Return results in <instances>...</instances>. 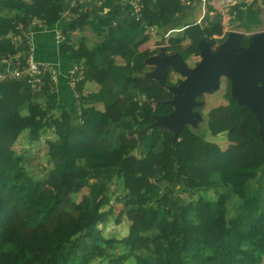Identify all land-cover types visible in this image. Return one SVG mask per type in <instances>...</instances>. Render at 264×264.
Listing matches in <instances>:
<instances>
[{
    "label": "trees",
    "instance_id": "1",
    "mask_svg": "<svg viewBox=\"0 0 264 264\" xmlns=\"http://www.w3.org/2000/svg\"><path fill=\"white\" fill-rule=\"evenodd\" d=\"M101 1H4V7L13 9L15 16L1 18L0 24L16 35L28 33L33 18L52 26L64 13L71 14L69 29L76 34L62 45V52L74 60L90 57L100 71L102 86L86 96L84 81H77L80 106L93 107L89 121L80 125L81 130L72 131L69 109L50 114L54 106L45 108L35 102L49 93L50 85L42 93H34L27 82L0 83V99L9 103L4 108L0 101V264H89L95 258L113 257L111 250L117 246L129 253L112 258L113 264H126L131 254L135 264H264V140L256 115L230 96V84L231 112L224 118L228 139L240 147L241 159L237 160L219 144L197 134L190 124L178 134L167 133L154 124L159 116L174 110L168 102L171 94L146 74L149 56L140 50L150 39L149 26L164 32L184 28L181 35L169 39V47L185 60L200 55L203 40L224 42L229 32H224L223 14L211 4L216 0H207L202 23L189 19L196 9L195 0L189 5L180 0H151L147 7L153 12L144 7L139 18L122 2L117 3L108 12L114 24L90 45L85 36L77 34L87 31L90 9ZM157 11H163L164 16L154 17ZM229 16L238 28L255 32L264 25V0L243 2L238 9L231 8ZM187 39L191 44L185 48L182 43ZM103 48L109 54H104ZM15 52L10 38L0 39V58ZM118 57L125 63L119 64ZM167 84L174 83L167 79ZM122 96L127 101L120 107L121 120L115 121L106 110ZM154 100L162 102L153 107ZM96 103H102L104 110ZM203 108L204 104L196 110L201 113ZM25 130L33 141L49 130L64 138L49 150L53 166L45 182L30 175L13 148ZM129 131L138 136L136 153L121 139ZM171 154L175 166L170 165L169 172L178 168L176 177L185 175L188 181L187 186L185 180H179L178 188L183 184L188 191L200 192L219 185V199L200 195L184 217L185 200L162 192L158 184V178L168 176V167L165 170L160 165ZM115 182L119 186L113 190ZM85 187L90 193L76 216L69 207L73 196ZM118 191L116 202L124 209L116 223H122L126 212L135 211L140 216L139 228L131 226L120 239L106 238L96 219ZM112 213L110 205L108 214ZM224 218L222 234L219 221ZM158 235H167L165 243L151 251L146 238Z\"/></svg>",
    "mask_w": 264,
    "mask_h": 264
},
{
    "label": "rangeland",
    "instance_id": "2",
    "mask_svg": "<svg viewBox=\"0 0 264 264\" xmlns=\"http://www.w3.org/2000/svg\"><path fill=\"white\" fill-rule=\"evenodd\" d=\"M204 5L198 6V8L195 9L197 11V14L199 16H206L207 14V1L203 3ZM217 6V11L223 14V25H224V32H231V31H243V29H240L236 26V23L230 19L229 16V9L223 8L220 6V4L217 2L215 3ZM194 11V13H195ZM193 13V14H194ZM192 14V15H193ZM215 12H212L211 15L213 16ZM71 15V14H70ZM40 21V20H39ZM42 23V22H41ZM43 24V23H42ZM209 30L212 29L211 27H208ZM258 31H264V26H262L260 29H258L255 32ZM254 32L248 33L245 32V40L241 42V48L247 49L250 47L251 37ZM75 36V35H74ZM218 37V36H216ZM158 38V37H156ZM154 39L153 45L155 46V43L158 41V39ZM190 44V43H188ZM187 44V45H188ZM22 45V44H20ZM170 45V43H169ZM21 47V46H20ZM27 48H25L22 45L21 51L24 53ZM170 49V48H169ZM220 49L219 43H214L212 50L214 52L218 51ZM201 60V56H194L189 58L188 64L191 67L196 66L199 61ZM148 68H152L149 67ZM148 69V71H149ZM147 71V72H148ZM173 81H178L176 85H178L181 81L180 77H172ZM232 84V81L225 75H222L219 80V88L216 90L203 91V98L198 99V101H203L204 108L203 111H201V115H199L197 118L193 117V121L190 124L192 129L199 135L203 136L206 140L210 142H215L220 145L222 151H227L230 146L238 145L237 143H233L230 141L227 137L228 130L225 122L224 116L231 112V106L228 98V86ZM169 94H172L170 92ZM230 96H232V92L230 91ZM38 104L42 105L43 107H48L44 103V95H41L37 97ZM3 106L7 107L9 104L5 99H0ZM197 107V106H196ZM196 107H194L193 111L196 110ZM197 111V110H196ZM56 110H51L50 114H57ZM26 111L24 112V114ZM258 121V120H257ZM259 123V122H258ZM166 132L172 131L170 129L164 128ZM137 135V134H136ZM138 138V136H137ZM64 138L58 137L53 130H49L45 132L41 139L39 141H33L30 139L29 136V130H25L18 138L17 142L14 144L13 148L17 153V156L20 159V163L25 167V169L30 173L31 176L37 179H41L44 182L46 181L49 171L51 170L53 166V162L51 160L49 150L52 146L58 145L63 141ZM137 141H139L137 139ZM138 144V143H137ZM138 145H130L129 147L134 150V148ZM239 146V145H238ZM236 147L235 151L233 152L232 156L234 159H241V151L240 147ZM135 151V150H134ZM136 153V151H135ZM163 161V160H162ZM163 165L161 164L160 167L166 168L168 167V176L167 178H158L159 186L161 188L162 192H169V194L176 198V196L181 197L185 200V206H184V214L183 216L186 217L187 213L191 211L192 207L194 206L195 202L198 200L200 195L205 196L206 198H209L210 200H218L220 192L219 185L209 188V189H203L200 192H196L194 190L188 191L187 188H183V184L180 188H178L180 185L179 180L186 181L187 185V177L185 175H182V177L177 176L176 177V171L178 168H175L174 171H170V165L175 166V158L172 156V154L169 156L168 160L163 161ZM161 168V169H162ZM163 170V169H162ZM179 171V170H178ZM164 175V174H163ZM176 177V178H175ZM157 179V178H156ZM94 180V178H93ZM172 184V185H171ZM118 183H112L111 188L113 190L118 189ZM188 186V185H187ZM46 187V185L44 186ZM171 187V188H170ZM173 187V189H172ZM177 187V188H176ZM107 191V190H105ZM89 188L85 187L83 188L79 193L73 196V203L70 205V209L72 212L78 216L79 212L82 210L84 206V200L89 196ZM121 192L118 191V193L112 198L110 205H112L114 209V213L108 214L110 210V205L104 206L100 212V215L96 219V224L99 229H104V235L106 238H122L123 236L128 234V231L131 226H134L136 229L139 228V221L140 216L135 211H129L126 212L123 216V221L120 224L116 223V217L120 214V212L124 209V205L116 202L117 196ZM239 198V196H238ZM175 209L179 210L178 206L175 205ZM179 211L178 213H180ZM183 221V218H182ZM226 221L227 218L222 219L219 221V224L221 226V233L223 234L225 232L226 227ZM167 235H158L155 238H146V243L148 248L151 251H156L158 248H160L166 240ZM113 257H108L104 259L95 258L92 261H90L89 264H113L112 258L117 257L121 254H128V250L122 246H117L115 249L111 250ZM126 264H135L134 256L131 254L129 256V259L126 261Z\"/></svg>",
    "mask_w": 264,
    "mask_h": 264
},
{
    "label": "crops",
    "instance_id": "3",
    "mask_svg": "<svg viewBox=\"0 0 264 264\" xmlns=\"http://www.w3.org/2000/svg\"><path fill=\"white\" fill-rule=\"evenodd\" d=\"M4 1L5 0H0V19L5 17L6 18L14 17L15 11L10 8H5ZM195 1H196V8H198V6L204 5L203 4L204 0H195ZM120 2L124 4V8L126 10L130 8V5L128 4L129 0H102L100 3H98V7L91 8L90 10L92 14L89 19L90 24L87 27V31L78 32L77 35L85 36L89 40L90 45H92L94 41H98L99 38H101L103 34L106 32V30L109 29L114 24V21L108 15L109 10L113 8L114 5ZM149 2H151V0H144L143 8L147 7L149 5ZM245 2L247 4H250L251 2H253V0H245ZM211 4H213V6L217 9V6L214 1H212ZM207 5H208V1H207ZM147 10L150 13L153 12L148 7ZM153 16L156 18L163 17L164 12L163 11L154 12ZM204 17L205 16L202 17L199 16L197 14V11H195V13L191 15L189 19L193 22L202 23ZM70 20H71V15L68 12L64 13L61 17H59L52 26H46L42 24L41 21L39 20L34 21L31 19L30 22L31 25L29 27L30 31L28 32V38H29L28 41L31 47V52L33 53V58L38 62L51 64L56 74V80L52 81L49 84L51 88L49 93L47 95H44L45 105L54 106L55 107L54 110H56L57 113L61 109H65V108L69 109L73 115V121H74V127L72 131H76V130H81L80 125L82 123L89 121V111L91 110L93 105L87 104L84 105V107L80 106L78 101V95L75 90L77 82L75 83L72 81V75L70 74L71 67L75 65L79 67L76 76L79 77L80 80L84 81L83 92L86 96H90L93 93H96L100 90L102 86V79L99 69L93 65V61L90 57H86L80 60H74L71 58V56L65 55L62 52V45L65 42H67L70 37L76 34L75 32H72L69 29ZM154 27L155 29L151 32V34H149L150 35L149 41H147L145 44H143L140 47L141 52L148 54L149 56L148 59L146 60V65L152 68H150L149 71L146 72V74L150 76L155 74L156 71L160 68V63L158 61H153L154 60L153 58L162 55H172L177 53L176 49L173 50L169 49L170 48L169 39L171 37H177L181 35V33H183L184 31V28L182 29L171 28L169 29V31L164 32L162 28L158 26H154ZM58 34L61 35L60 38L58 37ZM214 37H216V35H214ZM3 38H10L13 41V46L16 49V52L14 54L22 53L20 47L22 41L21 36L16 35L8 27L0 24V39ZM155 38L158 39V41L155 43L154 46L152 40H154ZM188 43L191 44V41L189 39L185 40L182 43L183 47L186 48L190 46V44ZM101 51L104 54H109V50L105 48L101 49ZM194 56L195 55L191 57ZM189 58L186 59L187 64L189 62ZM117 59L119 64L125 63L122 58L118 57ZM188 66L191 67L189 64ZM172 77H180L181 81L185 79L184 76H182L181 74L175 71L173 66H169L167 79H169L171 82H173L176 85L178 81L177 82L173 81ZM164 87L167 93L172 92L169 88V85H164ZM173 97H174V93L172 92L171 98ZM144 99L145 98H142V100ZM126 101L127 98L125 96H122L113 106H111L106 110L108 114L115 121L121 120L120 107L121 105L126 103ZM160 102H162V100H154L151 101V105L153 107H156V105H158ZM95 106H97L99 109L104 110V105L102 103H96ZM3 107L6 108L5 106ZM121 139L123 143L127 146L139 144V141H137L138 139L137 135L130 131L123 133L121 135ZM235 147H237V145L230 146L229 149L225 152H230L231 154H233V152L235 151ZM230 157L233 158V156Z\"/></svg>",
    "mask_w": 264,
    "mask_h": 264
},
{
    "label": "water",
    "instance_id": "4",
    "mask_svg": "<svg viewBox=\"0 0 264 264\" xmlns=\"http://www.w3.org/2000/svg\"><path fill=\"white\" fill-rule=\"evenodd\" d=\"M243 40L244 32L231 31L216 52L212 50V41H201V60L194 67H189L179 52L153 58L160 63V68L152 77L157 78L160 84L169 85V66L185 77L178 85H169L174 97L168 102L174 110L169 115L159 116L154 125L178 134L185 124L192 123L193 117L201 115L193 111L194 107L203 104L197 97L205 90L218 89L220 77L225 75L232 81V97L238 104L249 106L256 115L264 140V31L253 33L247 49L241 48Z\"/></svg>",
    "mask_w": 264,
    "mask_h": 264
},
{
    "label": "built area",
    "instance_id": "5",
    "mask_svg": "<svg viewBox=\"0 0 264 264\" xmlns=\"http://www.w3.org/2000/svg\"><path fill=\"white\" fill-rule=\"evenodd\" d=\"M26 2H32V0H25ZM207 0H204V2ZM221 7L238 9L240 4L245 2V0H216ZM184 5L190 4L191 0H180ZM144 0H129L130 11L135 14L138 18L142 15V9L144 6ZM32 20H37L33 18ZM155 29L154 26L147 27V33ZM22 38L21 44L24 39L25 44L23 45L27 48L24 53L9 54L0 58V83L9 81H20L27 82L31 86V90L34 93H42L45 86L50 84L52 81L56 80V74L51 64L38 62L33 58V53L31 52V47L29 45L28 33L23 32L20 35ZM25 37V38H23ZM60 38L61 35L58 34ZM30 47V48H29ZM78 66H72L70 69V74L72 75V81L77 82L80 80L77 77ZM48 78V82H47Z\"/></svg>",
    "mask_w": 264,
    "mask_h": 264
}]
</instances>
